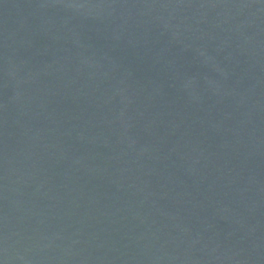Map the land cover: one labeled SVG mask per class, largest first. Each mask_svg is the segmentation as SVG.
<instances>
[{"label":"water","instance_id":"water-1","mask_svg":"<svg viewBox=\"0 0 264 264\" xmlns=\"http://www.w3.org/2000/svg\"><path fill=\"white\" fill-rule=\"evenodd\" d=\"M0 264H264V0H0Z\"/></svg>","mask_w":264,"mask_h":264}]
</instances>
